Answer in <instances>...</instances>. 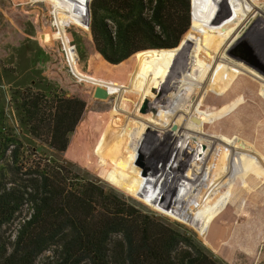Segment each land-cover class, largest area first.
I'll list each match as a JSON object with an SVG mask.
<instances>
[{
	"label": "rangeland",
	"instance_id": "obj_1",
	"mask_svg": "<svg viewBox=\"0 0 264 264\" xmlns=\"http://www.w3.org/2000/svg\"><path fill=\"white\" fill-rule=\"evenodd\" d=\"M32 1L0 0V130L16 137L21 145L23 158L31 164L40 161L42 166L47 163L60 166L66 170H63L64 173L73 177L74 182H92L99 185L104 191L118 198L122 208L132 212L133 216L143 221L142 223H149L147 224L149 232L152 231L151 233L156 235H161L162 232L176 234L179 239L178 245L183 250L198 249L219 264H264V199L260 205L258 204L262 206L261 208L255 205L257 210L262 211V218H257L255 224L250 223L245 226L246 236L244 231H241L239 238L234 234L236 229H240L245 224L243 221V223L237 221L238 213L236 217L235 211L233 216L229 217L230 227L235 220L236 224L234 228L231 227V232L229 229L222 234L225 238L219 241L216 236L219 227H211L216 217L221 220L222 214H227L233 199V193H230L226 209H220L221 205L217 204L215 210L213 207L217 195L225 190L227 182L229 186L234 182V179L238 177L236 171L241 170L239 166H234L240 165L238 161L229 159L224 152L215 150L216 147L211 141L216 142L223 138L224 132H227V136L230 133L237 135L236 137L241 134L247 136L249 132L247 129L256 126L257 116L262 113L261 108H264V103L258 105L253 102L251 93L264 88V8L247 21L238 37L226 48L222 40L224 38L221 32L222 26L218 23H204L201 20L202 16L196 19L193 12L194 1L190 0L191 23L188 30L182 36L178 46L166 51H157L148 76L145 80H141L142 70L135 56L113 65L106 62L97 52L90 28L93 0L89 4L90 17L86 22L78 16L81 14L79 7L82 6V2H74L76 6L70 3L63 4L62 7L70 8L62 11L67 23L57 28L51 17L49 5L45 1ZM229 2L233 5L232 1ZM71 7L74 8L73 11ZM18 8L21 10H17ZM11 9H16L18 19L24 22L13 23L10 16ZM234 17L238 18L237 15ZM35 22H38L40 26ZM40 30L46 43L41 41ZM189 31L185 40L184 37ZM179 45L187 61L201 67L199 73L191 78L192 89L189 98L187 97L188 100L184 92L186 93L190 87L180 85L178 88L179 80L175 83L171 80L175 74L173 70H170L173 66L168 54L174 52ZM205 57L212 60H207ZM67 59L83 74L111 79L123 84L131 83L137 86L148 84L151 91L143 98L141 97L142 100L136 91L110 94L106 98L97 97L94 95L96 86L80 80L77 77L78 74L75 75L77 72L73 73ZM120 64L126 67H120ZM209 67L215 69L214 79L212 84H209V88L216 85L219 72L229 81L226 94L225 92L222 94L223 100L218 97L220 101L209 106L210 109L207 105L215 102L217 88L206 91L204 89L202 75L209 70ZM129 69L131 73H127ZM183 73L184 78L192 76L187 70ZM173 84H176V87ZM29 89L33 92L51 91L66 97L78 96L86 101L85 111L79 124L70 134L69 145L65 151L60 152L49 147L46 141L32 135L29 126L22 122L19 111L21 93ZM261 95L264 97V90ZM249 108L256 110L250 113L248 126L244 130L242 128L245 124L238 128L242 114ZM123 116H128L127 125L132 130L147 138L148 147L132 174L119 172L108 165L103 166L99 171L97 167L100 166V157L94 158L89 155L92 153L93 139L90 135L92 128L96 129L99 124H102L101 131L107 130L102 136L104 138L102 145H104L109 140L108 137H112L110 134L116 119ZM136 119L146 123L147 128L136 124ZM107 121H111L108 129L104 126ZM207 125L209 128L205 129ZM82 137L86 139L84 142L80 141ZM110 144L111 141L108 142V146H111ZM263 146L257 149L259 153L264 149ZM242 151L247 153L246 149ZM166 152L169 154H166L165 162L171 154L169 162L173 161L174 156L187 168L182 181V184L187 182L185 190H181L185 193L183 196L190 195L194 182L198 181L199 185L202 178L205 177V179L198 186L192 200V197L190 200L182 198L173 200L174 197L169 200L160 198L151 205L146 204L138 193H133V190L140 191L139 188L145 185L142 179L146 180L147 174L152 173L157 160ZM250 160L252 161V158H249L247 162L250 163ZM240 166L247 170L245 166ZM249 170L252 171L251 168ZM25 171L28 169L23 170V176H26ZM256 174L260 176L258 171ZM12 178L14 176L8 174L7 179ZM112 201L117 203V199ZM170 202H172L171 205L180 202L174 210L175 215L170 214V207L165 211ZM249 203L253 204L252 201ZM246 210L247 207H243L242 214ZM29 212L30 207L26 204L21 209L19 218L5 227L7 234H12L19 221ZM211 213L213 216L210 218ZM224 220L221 221L224 222ZM196 222L206 226L199 227L195 224ZM124 234V230L115 231L111 239V249L120 255ZM237 240L243 242L237 246ZM235 249L239 253L251 249L257 254L255 261H238L239 258L234 255ZM52 253L53 251L49 250L40 255L37 259L38 263L45 261ZM248 256L250 258L251 255L248 254Z\"/></svg>",
	"mask_w": 264,
	"mask_h": 264
},
{
	"label": "trees",
	"instance_id": "obj_2",
	"mask_svg": "<svg viewBox=\"0 0 264 264\" xmlns=\"http://www.w3.org/2000/svg\"><path fill=\"white\" fill-rule=\"evenodd\" d=\"M36 1H45L49 5L56 28L67 23L62 12L67 7H62L63 4L76 6L74 2H82L79 18L86 22L90 17L91 0L32 2ZM71 9L73 11L74 8ZM91 9L90 28L97 52L113 65L135 56L141 66V80L148 76L157 51L178 46L191 23L190 0H93ZM11 10L13 23L24 22L18 19L16 9ZM35 24L40 26L38 22ZM190 31L184 37L185 40ZM39 36L46 43L42 30L39 31ZM168 57L173 66L170 70L175 74L172 82L179 80L178 88L180 85L190 87L184 92L188 100L192 89L191 78L199 73L201 67L187 61L180 45ZM67 62L73 73L77 72L75 75L78 74L80 80L96 87L109 88L110 94L136 91L142 100L141 97L151 91L148 84L128 87L117 84L118 81L115 80L83 74L68 59ZM119 66L126 67L122 64ZM213 68L209 67L204 72L205 75H202L205 88L203 85L202 87L205 91L217 88L215 102L206 104L207 107L223 100L222 94H226L229 85V81L218 71L216 85L209 88L214 79ZM185 70L192 76L184 78ZM129 72L131 73L130 69L127 73ZM173 85L176 87V84ZM85 108L86 101L78 96L66 97L51 91L33 92L29 89L21 93L19 111L22 122L29 126L32 135L46 141L49 147L63 152L67 149L69 136L79 124ZM128 116L116 119L114 130L110 134L112 137H108L109 140L104 145L102 136L107 130L101 131L102 124L96 129L92 128V153L89 155L100 157V166L97 167L99 171L108 165L119 172L132 174L145 153L148 140L127 125ZM136 120V124L147 128L146 123ZM110 122L105 123V128L108 129ZM207 128L208 125L205 129ZM14 137L0 130V264H39L37 259L49 250L53 251L52 255L40 264H219L198 249L183 250L174 233L162 232L161 235H156L149 232V223H142L132 212L122 208L119 199L99 185L74 182L73 177L63 172L64 168L54 164L42 166L40 161L31 164L23 158L21 145ZM85 140L82 137L80 141ZM110 141L111 146H108ZM166 154L169 153L166 152L157 160L146 180L142 179L145 185L139 188L140 191L133 190L146 204L151 205L160 198L190 200L192 197V200L198 186L205 179L203 177L199 185L198 181L194 182L191 196H183L185 193L181 190H185L187 182L182 184V181L187 168L174 156L173 161L169 162L171 154L165 162ZM24 169H28L24 172L26 176L22 174ZM8 174L14 178L8 180ZM111 197L117 199V203ZM26 204L30 207L29 214L19 221L12 234H7L5 227L19 218V213ZM119 230L125 232L121 255L115 253L110 246L112 234Z\"/></svg>",
	"mask_w": 264,
	"mask_h": 264
},
{
	"label": "bare ground",
	"instance_id": "obj_3",
	"mask_svg": "<svg viewBox=\"0 0 264 264\" xmlns=\"http://www.w3.org/2000/svg\"><path fill=\"white\" fill-rule=\"evenodd\" d=\"M193 1H194L193 12H194V16L196 17V19L199 18V16H202L203 18H201V20H203L204 23H207V24L218 23V24H220V26H222L221 32L224 35V38L222 40H223L226 48H228V46L231 44V42L238 37L240 30L247 23V21L252 16H255L259 12H261L264 8V4H263L264 0H229V1L233 2V5L228 0H193ZM235 15H237L238 18L234 17ZM209 43L212 44V42H209ZM205 58L207 60H212V58H209V57H205ZM248 80L252 81L251 78H248ZM109 82L114 83V81H109ZM117 84L128 86V87H130V86L131 87H140V86H137L134 84H123L120 82H117ZM108 90H109V94H110V89L108 88ZM263 90H264V88L261 91H256V92L252 91L251 92L253 95V98H252L253 102H256L258 105H262V103H264V97H262L263 95H261ZM244 92L246 93L245 90H244ZM254 108H249L246 111H244V113L241 116V123L239 125H237L238 128H240V126L242 124H245L244 127L242 128L243 130L246 128V126H248V122H249L248 118L250 116V113H252V111L256 110ZM261 112L262 113H260L257 116V121H255L256 126L254 128L251 127L250 129H247V130H249L247 136H246V134L245 135L241 134L242 136L240 135L241 136V138H240V136L236 137L237 135H233L231 133L227 136V132H224L223 136H222L223 138H221L220 140H218L216 142L211 141L212 145L216 147V148L213 147V148H215V150H219L221 152H224L226 157H228L229 159H233V160L235 159L236 161H238V163L240 165L245 166V168L247 169V170L242 169V167L238 164L234 165L235 167L239 166L241 168V170L239 169L238 171H236L238 174L237 176L239 178L237 177L236 179H234V182L231 183L230 186H229V182H227L225 190H223V192L218 194L216 197L213 209L216 210L217 204L221 205L220 209L221 208L226 209V203L228 201L227 198L230 195V193H233V199H232L231 204L228 207V210H227L228 212L226 215L223 213L222 217H221L222 218L221 220H224L223 218H225L224 222L219 220V218L216 217L215 220L213 221V223L211 224L212 225L211 227H213V226L219 227L218 232L216 231L217 232L216 236L219 238V241L222 238H225V236L222 237V234H224V232L228 231L229 229L231 232L232 231L231 227L234 228V226L236 224L235 223L236 220L233 223V226H231V227H230V220H229L230 219L229 217L233 216L232 214L234 211H235L236 217H237V213H238L237 221L238 222L243 221L245 223L242 227H240V229H236L237 231L234 233V234H236V236L238 238L240 236L241 231H244V236H246V231H245L246 225H249L250 223L255 224V220H257V218H259V217H260V219L262 218V211L256 209L257 207L258 208L262 207L259 205L264 199V149H262V151L260 153L257 150L259 147H262L264 145V108H261ZM235 115L236 114H233L232 116H235ZM242 129H240V130H242ZM245 133H246V131H245ZM235 134H237V133L235 132ZM239 134H240V131H239ZM244 149L247 150V153L242 151ZM248 157L252 158V161L250 160L251 161L250 163L247 162L249 160ZM247 158H248V160L246 161ZM225 160H227V159H225ZM216 164H217V162H216ZM249 168H251L252 171H250ZM256 171H258V174H260V176H257ZM246 180H247V182H246ZM227 181H229V180H227ZM228 187H229V189H228ZM250 201L253 202L252 205H251V203H249ZM177 204H180V202L179 203H173L170 206L169 211H170L171 215H175L174 210L176 209ZM255 205H257L256 208H255ZM245 206L247 207V210L242 214L241 211H242L243 207H245ZM219 213H220V210L218 212V215H219ZM212 216H213V213L210 214V218ZM242 216H243V218H242ZM227 223H229V224H227ZM195 224H198L199 227H203V228L206 226V225L200 224L198 222H196ZM209 239H210V237H209ZM237 241H238L237 246H239V244H241L243 242L241 240H237ZM233 253H234V250H233ZM248 254L251 255L250 258H249V256L247 257ZM234 255L236 258H239L238 261L252 262L256 258L257 254L253 253L251 251V249H249V251H248V249H246V250L242 251L241 253H239L237 251V249H235ZM246 259H248V260H246ZM257 260H259V258Z\"/></svg>",
	"mask_w": 264,
	"mask_h": 264
},
{
	"label": "water",
	"instance_id": "obj_4",
	"mask_svg": "<svg viewBox=\"0 0 264 264\" xmlns=\"http://www.w3.org/2000/svg\"><path fill=\"white\" fill-rule=\"evenodd\" d=\"M94 95L97 96V97L106 98V97H108L110 94H109V90H108V89H105V88H103L102 86H98V87H96V89H95V93H94Z\"/></svg>",
	"mask_w": 264,
	"mask_h": 264
}]
</instances>
